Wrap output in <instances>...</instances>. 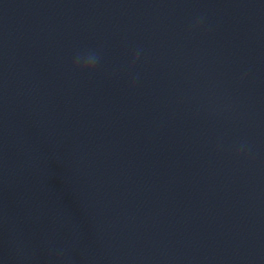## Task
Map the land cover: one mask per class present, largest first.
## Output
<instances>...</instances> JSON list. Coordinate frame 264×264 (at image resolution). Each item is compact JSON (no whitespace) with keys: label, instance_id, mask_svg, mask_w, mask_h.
<instances>
[{"label":"clouds","instance_id":"obj_1","mask_svg":"<svg viewBox=\"0 0 264 264\" xmlns=\"http://www.w3.org/2000/svg\"><path fill=\"white\" fill-rule=\"evenodd\" d=\"M98 59V56L95 54L89 55L86 58H83V60L78 56L75 60V64L84 69L92 70L98 63Z\"/></svg>","mask_w":264,"mask_h":264}]
</instances>
